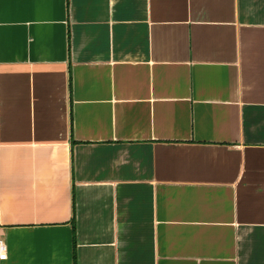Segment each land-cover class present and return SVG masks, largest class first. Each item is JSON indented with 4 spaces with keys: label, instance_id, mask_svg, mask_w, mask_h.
<instances>
[{
    "label": "crops",
    "instance_id": "1",
    "mask_svg": "<svg viewBox=\"0 0 264 264\" xmlns=\"http://www.w3.org/2000/svg\"><path fill=\"white\" fill-rule=\"evenodd\" d=\"M0 264H264V0H0Z\"/></svg>",
    "mask_w": 264,
    "mask_h": 264
},
{
    "label": "built area",
    "instance_id": "2",
    "mask_svg": "<svg viewBox=\"0 0 264 264\" xmlns=\"http://www.w3.org/2000/svg\"><path fill=\"white\" fill-rule=\"evenodd\" d=\"M7 250L6 242L0 239V262L7 259Z\"/></svg>",
    "mask_w": 264,
    "mask_h": 264
}]
</instances>
